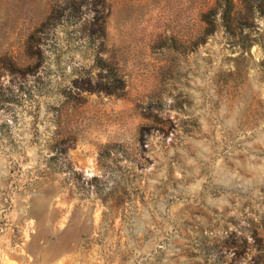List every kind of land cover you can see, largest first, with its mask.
<instances>
[{"label":"rangeland","instance_id":"1","mask_svg":"<svg viewBox=\"0 0 264 264\" xmlns=\"http://www.w3.org/2000/svg\"><path fill=\"white\" fill-rule=\"evenodd\" d=\"M215 2L0 0V264H264V10L195 45Z\"/></svg>","mask_w":264,"mask_h":264},{"label":"trees","instance_id":"2","mask_svg":"<svg viewBox=\"0 0 264 264\" xmlns=\"http://www.w3.org/2000/svg\"><path fill=\"white\" fill-rule=\"evenodd\" d=\"M242 11L236 12L233 0H216L205 12L201 13V22L204 23V32L202 36L195 39L194 44L198 45L205 42L208 35L214 33L217 20L221 19L228 31L234 33V22L237 18L244 22L254 16L255 10H264V0H241Z\"/></svg>","mask_w":264,"mask_h":264}]
</instances>
